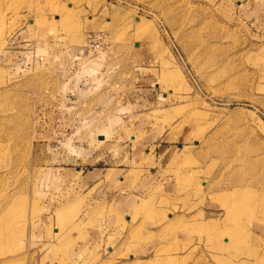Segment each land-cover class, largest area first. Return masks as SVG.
I'll return each instance as SVG.
<instances>
[{
  "label": "rangeland",
  "instance_id": "1",
  "mask_svg": "<svg viewBox=\"0 0 264 264\" xmlns=\"http://www.w3.org/2000/svg\"><path fill=\"white\" fill-rule=\"evenodd\" d=\"M94 26L107 41L87 56ZM142 141L166 150L156 169L198 240L148 233L169 216L155 196L114 253L74 254L91 220L55 214L45 173L140 169ZM0 264H264V0H0Z\"/></svg>",
  "mask_w": 264,
  "mask_h": 264
},
{
  "label": "crops",
  "instance_id": "2",
  "mask_svg": "<svg viewBox=\"0 0 264 264\" xmlns=\"http://www.w3.org/2000/svg\"><path fill=\"white\" fill-rule=\"evenodd\" d=\"M93 28H96L100 33L98 26ZM21 42H24V40L19 35L9 41L11 46H18ZM171 94L169 96H173ZM169 96L164 97L163 102L168 101L170 99ZM162 148L161 144H147L144 141L136 143L134 157L138 163L145 161L140 169L121 167L111 169L92 168L85 174H83L82 170L76 169L70 175L66 172L54 174L49 171L48 174L45 173L46 175L42 179L43 187L41 193L49 195L47 197L49 202L52 196L50 192L55 191V197H58L57 200L59 201L54 205L55 214L60 216L67 210L72 209L75 213L73 223L78 226H80L82 220L85 221L87 218L91 220V225L87 231L88 238L77 244L74 254L83 253L84 251H81L82 248L84 249L88 246L106 247L111 250V254L114 253V249L109 245V238L114 234L122 235L123 233H126V237H128L132 215L135 214V211L140 206H151L154 203L153 198L155 196L158 197L155 209H158L159 212L162 210L169 212V216L167 220L166 218H158L157 220L146 222V226H152L157 229L148 233L161 234L163 230L177 225L184 226L176 234L177 241L189 242L198 240L196 231L187 228L191 224L192 219L190 220V218H193V216L187 215V211H184L183 207L172 201L177 193L175 183L161 180V171L156 169L159 162H162L167 154L166 150L163 151ZM161 158L162 160H160ZM140 172H142V175L139 178H135L136 174ZM217 210L209 212L204 209L200 214H206V219L199 222L201 226H207L206 229L213 227L215 222L218 223L217 229L211 234V240L214 242L218 241L219 238H225L224 229L221 227L224 213H217ZM186 219L190 220V222L186 221ZM54 229L58 231L57 228ZM41 230L39 234L43 236V227ZM57 231L53 232V234L57 233ZM42 232L43 234H41ZM30 234V237L37 236L35 230L30 231ZM160 243L159 241H154L146 248L143 247L142 250H145L148 254L153 253ZM78 248L81 249L79 250Z\"/></svg>",
  "mask_w": 264,
  "mask_h": 264
},
{
  "label": "built area",
  "instance_id": "3",
  "mask_svg": "<svg viewBox=\"0 0 264 264\" xmlns=\"http://www.w3.org/2000/svg\"><path fill=\"white\" fill-rule=\"evenodd\" d=\"M107 37L104 33H96L88 35L86 42L81 53H86L87 56L93 55L99 50H102L103 45L106 43ZM40 63L44 62L43 56L38 58Z\"/></svg>",
  "mask_w": 264,
  "mask_h": 264
},
{
  "label": "bare ground",
  "instance_id": "4",
  "mask_svg": "<svg viewBox=\"0 0 264 264\" xmlns=\"http://www.w3.org/2000/svg\"><path fill=\"white\" fill-rule=\"evenodd\" d=\"M236 211H237V209H236Z\"/></svg>",
  "mask_w": 264,
  "mask_h": 264
}]
</instances>
